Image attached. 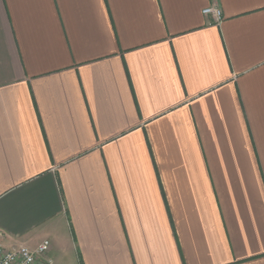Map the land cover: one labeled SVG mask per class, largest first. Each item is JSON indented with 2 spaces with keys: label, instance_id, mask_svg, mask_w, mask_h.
I'll list each match as a JSON object with an SVG mask.
<instances>
[{
  "label": "crops",
  "instance_id": "crops-1",
  "mask_svg": "<svg viewBox=\"0 0 264 264\" xmlns=\"http://www.w3.org/2000/svg\"><path fill=\"white\" fill-rule=\"evenodd\" d=\"M45 240L264 264V0H0V246Z\"/></svg>",
  "mask_w": 264,
  "mask_h": 264
},
{
  "label": "built area",
  "instance_id": "built-area-1",
  "mask_svg": "<svg viewBox=\"0 0 264 264\" xmlns=\"http://www.w3.org/2000/svg\"><path fill=\"white\" fill-rule=\"evenodd\" d=\"M204 15L213 17L216 23L222 20V12L219 8L209 7L204 10ZM51 243L43 241L35 250L25 247L18 249H6L0 246V264H54L48 253Z\"/></svg>",
  "mask_w": 264,
  "mask_h": 264
}]
</instances>
